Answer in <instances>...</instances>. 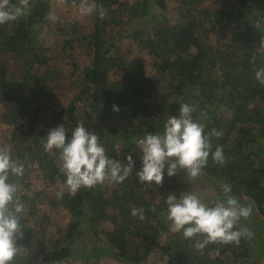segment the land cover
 Instances as JSON below:
<instances>
[{
	"label": "trees",
	"instance_id": "16d2710c",
	"mask_svg": "<svg viewBox=\"0 0 264 264\" xmlns=\"http://www.w3.org/2000/svg\"><path fill=\"white\" fill-rule=\"evenodd\" d=\"M91 1L103 5V18L94 12L90 31L71 23L62 30V48L70 53L80 48L87 61L80 70H72L74 92L68 98L59 94L64 80L50 68L48 47L40 38L50 20L51 0H31L25 16L0 25V51L20 63V74L10 82L6 69L0 66V106L5 108L1 117L20 139L11 152L13 159L24 166L33 160L44 186L52 187L64 184L66 177L60 173L58 151L44 150L50 129L64 124L70 139L71 129L81 121L100 137L106 155L121 162L112 151L117 143L163 131L167 118L162 104L148 102L154 96L153 81L121 48L131 39L160 60V69L171 81L170 94L177 96V110L182 103L193 105L198 110L194 118L204 125L205 135L213 128L223 132L221 138H213V150L216 145L223 147L225 164L213 162L210 156L202 170L218 188L206 205L213 206L221 197L222 185L230 184L231 194L238 200L247 197L256 217L264 219V85L255 79V70L264 67V53L256 51L264 31L254 26L255 20L264 16V0H173L178 9L175 23L169 24L163 15L162 22L150 31L143 19L153 8L165 10L163 0ZM202 1L207 4L200 6ZM114 105L118 112L113 111ZM168 108L174 111L175 107L168 103ZM133 160L134 170L122 183L105 180L92 188L82 187L75 195L64 193L65 208L73 220L61 229L63 233H57L62 235L58 246L37 243L36 197L25 196L28 206L21 214L24 237L18 243L36 261L20 256L13 264L84 259L87 249L72 251L84 233V224L93 226V236H98L106 253L124 262L142 263L158 249L161 264H256L264 253V236L241 238L239 244H209L203 250L193 246L195 238L187 240L182 232L161 242L167 217L164 200L169 193L179 196L181 184L165 171L161 186L145 188L136 178L141 161ZM133 207L144 210L143 220L132 215ZM104 223L109 228L102 226ZM241 227L239 223L235 226ZM58 235L54 242L60 240Z\"/></svg>",
	"mask_w": 264,
	"mask_h": 264
},
{
	"label": "clouds",
	"instance_id": "9594fccd",
	"mask_svg": "<svg viewBox=\"0 0 264 264\" xmlns=\"http://www.w3.org/2000/svg\"><path fill=\"white\" fill-rule=\"evenodd\" d=\"M30 2L0 0V25L25 16ZM72 4L82 16L95 12L103 18L106 11L103 5L90 3L89 0H79V4L72 0ZM254 26L264 31V16L256 19ZM256 51L264 53V36ZM255 79L264 85V67L255 70ZM113 111L118 112V106L114 105ZM197 111V107L182 103L179 114L168 117L162 132L147 133L135 140L133 151L138 150L141 161L136 178L145 188L153 184L161 186L165 171L169 178L180 171L186 173L188 180L198 178L210 156L213 162L225 164L223 147L216 145L213 150V138H221L223 132L213 128L205 135L204 125L194 118ZM199 115L203 119V113ZM68 132L64 124H60L49 130L44 143L45 152L58 151L60 173L66 177L57 192L58 197L64 195L65 189L75 195L82 187L92 188L105 180L122 183L130 177L135 166L132 154H128L124 162L110 158L100 143V137L89 131L81 121L71 129L70 139ZM24 172V164L13 159L11 147L0 146V264H13L24 250L18 241L24 237L21 214L25 205L16 200L19 185L10 180V177H22ZM231 193L230 184L222 185L221 197L213 206L203 203L194 191L183 192L179 196L169 193L164 200L169 231L182 232L183 238L187 240L195 238L193 246L199 250L209 244H239L241 238H250L252 233L246 227L236 229L235 226L241 219L246 220L252 215V208L242 205ZM132 215H139L143 220L144 210L133 207Z\"/></svg>",
	"mask_w": 264,
	"mask_h": 264
},
{
	"label": "rangeland",
	"instance_id": "374dc122",
	"mask_svg": "<svg viewBox=\"0 0 264 264\" xmlns=\"http://www.w3.org/2000/svg\"><path fill=\"white\" fill-rule=\"evenodd\" d=\"M166 3V9L162 10L159 7L153 8L151 15L145 17V21L149 30L160 24L162 22L163 15L168 18L169 24H174L177 17V3L173 0H163ZM92 3L91 0H89ZM209 2V0H207ZM207 2L202 1L200 6ZM51 12L50 20L44 28V33L41 34L42 43L48 47L47 54L51 57L49 61L50 68H54L57 72V77L64 82L63 87L60 88L59 94L63 95V98L70 97L74 92L71 83V73L75 68H80L87 63L84 54L81 53L80 48L76 51L64 50L61 46V38L63 37L62 30L66 23L76 24L80 30L90 31L93 25V14L91 15H80L78 9L73 7L71 0H51ZM163 11V12H162ZM173 46H170L172 48ZM124 51L125 56L136 64H140L144 67L146 74L150 76L154 84V96L148 101L149 103H159L162 104L164 117L168 119L169 116H176L179 114L175 106L177 102V96L170 94V84L169 78L162 72L159 67L160 60L149 53L147 49H141L139 46L133 42L131 39L125 40L121 46ZM164 48V47H162ZM79 53H78V52ZM78 53V54H77ZM0 66L6 69V79L10 82L14 80L20 74V63L18 60L8 55L5 52L0 51ZM69 78V84L67 79ZM71 85V86H70ZM65 100V99H64ZM177 100V101H176ZM168 103L174 111L168 108ZM2 104L0 106V146L9 145L11 147V152H14V148L19 144L18 137L14 132H12V127L5 123L1 117L3 110ZM144 135L136 136L135 139L129 140L124 143H117L112 149L115 154L121 157V160L125 161V157L128 154L133 155L134 158H139L138 150L133 151L135 148V140L143 138ZM20 140V139H19ZM17 145H16V144ZM15 144V145H14ZM19 162V161H18ZM20 163V162H19ZM25 167L24 176L18 178V181L14 183L19 185L18 191L16 193V200L28 206V201H25V196L31 195L36 197L35 205L37 212L35 220L38 221L39 225V236L38 244L44 246L53 247L58 246L62 239L58 234H61V229L65 228L66 224L73 220L72 213L66 209L65 200L63 197H58L57 192L60 191L63 184H56L52 187H46L42 183L40 177V170L37 165L32 161H28ZM167 167V166H166ZM175 182H179L183 192L194 191L200 197L203 203H208L213 201L214 197L218 193V188L215 183L206 176L203 172L198 178L188 180L186 173L180 171L178 175L171 177ZM67 190L65 189V192ZM64 192V193H65ZM242 205H247L252 208V215L248 219H241L238 223L242 227H246L251 233V238L263 237L264 236V219L260 216L256 217L252 202L247 197H242L238 200ZM162 231L159 240L163 242L167 236L173 234L168 229L167 217L163 220ZM82 230L84 233H80L79 241L72 247V251L77 252L87 249V255L83 258H69L68 262H63L61 264H134L130 262H124L117 259L116 256L106 253L104 245H101L98 236H93V226H88L84 224ZM102 226L108 227L109 224L104 223ZM58 233V234H57ZM63 233V232H62ZM55 235L60 237V240L54 242L53 238ZM41 242V243H40ZM97 249L95 253L92 254L93 250ZM99 253H96V252ZM22 258H27L30 260H35L36 258L31 256L27 250H23L21 253ZM162 256L158 249L151 251L147 259L139 264H161ZM256 264H264V253L257 259ZM250 263V262H249Z\"/></svg>",
	"mask_w": 264,
	"mask_h": 264
}]
</instances>
